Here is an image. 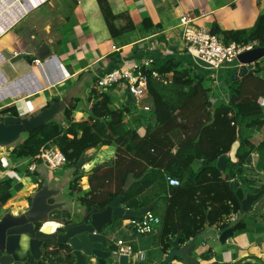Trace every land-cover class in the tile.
<instances>
[{
    "label": "trees",
    "instance_id": "trees-1",
    "mask_svg": "<svg viewBox=\"0 0 264 264\" xmlns=\"http://www.w3.org/2000/svg\"><path fill=\"white\" fill-rule=\"evenodd\" d=\"M97 1L111 36L122 45L128 43L127 35L135 31L137 25L129 15L115 13L109 0ZM125 16L128 17L126 22L119 24V19ZM158 26L149 18H145L140 25L146 31ZM211 32L226 43H248L256 39L264 46V13L258 15L250 28L222 29L214 22ZM153 69L164 80L152 76L148 79L151 109L138 122V125H146L144 135L138 131L140 125L133 127L125 120L126 113L132 107L114 106L111 91H99L94 85L88 97L90 106L86 119H75L80 98L73 97L63 110L62 118H53L25 133L26 137L10 150L11 160L24 158L42 163L37 159L41 149L55 145L66 157L65 166L74 168L71 190H81L79 181L85 171L83 166L77 167L79 159L85 157L86 163L88 149L114 145L116 157L101 164L89 176L91 190L82 195L80 200L88 210L93 207L105 209L122 195V203L126 207L139 209L150 205L160 195L168 194L161 233V245L165 253L171 249V241L179 230L180 243L183 244L207 226L216 225L221 230L229 226L228 218L242 211V201L234 187L236 181L245 192L260 193L248 212L254 209L253 216L264 219V184L256 186L248 174L247 165L254 161V147L245 135V129L264 123V111L258 101L259 95L264 94V85L256 80L264 69V63L257 61L255 68L248 74L232 81L229 84L228 101L217 103L211 101L210 87L194 65L170 58L162 64H153L149 69L150 75ZM250 82L253 84L247 85ZM57 100L53 98L46 106ZM0 115L1 121L7 115L20 116V113L17 105L12 103L1 108ZM236 141L240 142L237 160L230 159L226 170L222 171L217 160L222 154L230 152ZM263 145L264 142L260 147ZM196 161L201 163L198 169L193 168ZM7 169V158L1 157L0 173ZM13 169L17 173L21 171L20 166ZM29 171L26 168L24 172ZM34 173L37 177L35 182L41 188L43 179L38 178L37 171ZM168 176L178 178L180 184H169ZM130 177L134 180L129 184ZM22 188V182L4 176L0 179V203H7L13 189ZM150 189H153L152 192L146 193ZM59 216L57 214L55 218ZM245 227L244 217L234 225L235 230ZM52 252L47 246L44 254L48 257ZM203 257L210 258V253H205Z\"/></svg>",
    "mask_w": 264,
    "mask_h": 264
},
{
    "label": "crops",
    "instance_id": "crops-1",
    "mask_svg": "<svg viewBox=\"0 0 264 264\" xmlns=\"http://www.w3.org/2000/svg\"><path fill=\"white\" fill-rule=\"evenodd\" d=\"M109 2L115 13L129 15L137 25V29L127 35L129 42L126 44L122 45L111 36L97 0H0L2 10L0 19L4 15L6 22L5 28L0 24L4 30L0 33V53L4 57L0 63V71L6 79L0 86H19L20 80L25 78L35 83L43 79L47 81L43 85L38 83L39 89L35 92H26L8 98L11 101L0 106L5 107L15 103L20 115L27 116L40 111L53 98L71 100L73 97H79V108L75 111V119L83 120L89 113L88 97L99 75L118 66H133L147 60L152 61L153 64H162L170 58L181 60L186 64L194 65L199 74L209 78V74L202 71V66L186 49L180 17L184 13H191L195 25L209 30L214 22H217L222 29H242L252 27L258 15L264 13V0H109ZM8 10L9 18L5 14ZM127 18L125 16L119 19V24L125 23ZM145 18H149L154 25L159 26L146 31L140 27ZM39 52L46 56L40 58L37 56ZM51 55H55L54 60L57 57L62 63L61 70L65 72L66 78L61 81L54 79L60 70L55 61L51 60L46 68L51 78V82L48 83L42 69L36 73V76L32 71L35 59L42 60ZM260 60L264 63V57ZM3 64L7 65L5 70ZM239 66L238 62L218 68L220 72L223 71V80L213 77V82L209 85L210 99L213 103L228 101L229 84L233 81L232 74L239 69ZM256 80L264 85V69L257 75ZM252 84V82L247 83V85ZM106 91H111L114 106L132 107V110L126 113L125 120L133 127L140 125L138 131L140 135H144L146 125L145 123L138 125V122L147 111L143 107H140V111L133 108L137 103L135 98L118 85ZM143 99H150V102L142 104L151 106L152 99L149 95ZM258 101L264 111V94L259 95ZM245 135L250 145L254 147L252 151L254 161L247 165L248 174L254 179L255 185L259 186L264 184V145L260 147L264 142V123L245 129ZM239 145V141L233 144L228 152L229 160H237ZM8 156L3 155L0 158L6 157L8 160ZM115 157L114 145H101L87 150L86 163L83 165L85 172L79 181L82 194L70 188V181L75 176L74 168L65 165L50 168L39 163L37 176L43 180L47 176L50 188L56 191L48 202H64V209L69 212L85 210L87 207L81 202L80 197L91 190L89 176L85 173ZM12 164L14 167L22 166L23 160L13 161ZM8 170L2 172V175L14 177L22 182L23 188L12 190V197L9 200L13 201L8 200L4 208L12 213H23L29 208L33 197L40 189L39 183L31 182L27 186L21 177L18 178V173L14 169L7 172ZM133 180L134 178L130 177L129 184ZM152 190H147L146 193H151ZM14 198L19 199L15 201ZM30 198L31 201L28 200ZM168 199V194L160 195L150 204L151 209L146 211L152 212L159 218V223L155 225L153 232L137 233L131 227L130 221L142 220L145 212L141 219L130 216L118 217L108 234L109 237L125 238L132 243L136 251L145 255L146 262L162 264L168 255L163 252L161 245L163 219ZM121 205L125 206L122 202ZM57 212L62 211L56 210ZM253 214L254 209L240 218L239 213L231 215L228 218L230 221L237 218L240 221L244 217L246 227L235 230V235L226 243H221L219 239L212 237L206 238L205 242L198 245L194 251L199 263L264 264V219ZM209 228L219 229L216 225ZM205 253H210V258L203 257ZM173 264H185V262L177 258Z\"/></svg>",
    "mask_w": 264,
    "mask_h": 264
},
{
    "label": "water",
    "instance_id": "water-1",
    "mask_svg": "<svg viewBox=\"0 0 264 264\" xmlns=\"http://www.w3.org/2000/svg\"><path fill=\"white\" fill-rule=\"evenodd\" d=\"M49 52V51H48ZM37 56L43 58L46 54L41 52ZM195 61L204 67L211 68L212 65L198 56H193ZM264 57V46L259 45L253 49L243 51L238 54L240 63L239 69L232 74V80L236 81L245 76L250 70L254 69L255 64ZM70 100L59 99L52 102L49 106L43 107L37 113L27 116L7 115L0 121V145H8L16 142L22 134L41 127L46 122L52 120L68 107ZM229 160L228 153L222 154L217 165L222 171L227 168ZM85 157H81L77 167L84 165ZM99 166L86 172L87 176L93 174ZM234 187L237 195L242 201V211L239 218L246 215L253 202L259 197L260 193H247L244 188L236 181ZM56 191L50 188L47 176L44 177L43 186L36 192L29 208L20 217H14L10 213L5 214L0 220V246H4L8 252L16 249L22 253L31 251L38 258L41 256L42 249H51V244H67L71 248L70 258L66 264H108L111 257L110 251L105 249L104 244L109 238L113 223L121 216L142 218V214L151 209V205L132 209L121 205L122 195L115 198L105 209L93 207L90 210L69 212L64 209V202H48V199ZM56 210L62 212L56 213ZM1 211V208H0ZM60 216L55 218V215ZM239 218L230 221L227 228L214 229L205 227L200 233L189 241L180 243L181 231L171 241V249L163 260L162 264H173L180 258L185 264H200L194 251L198 245L203 244L206 238L212 237L219 239L221 243H226L235 235L234 225ZM261 218V217H259ZM51 221L61 224L54 228L45 225ZM59 221V222H58ZM61 222V223H60ZM54 228V229H53ZM39 264H43L40 260ZM118 264H155L143 261H129L128 256L123 255L119 258Z\"/></svg>",
    "mask_w": 264,
    "mask_h": 264
},
{
    "label": "built area",
    "instance_id": "built-area-1",
    "mask_svg": "<svg viewBox=\"0 0 264 264\" xmlns=\"http://www.w3.org/2000/svg\"><path fill=\"white\" fill-rule=\"evenodd\" d=\"M0 11H2L0 9ZM10 11L8 10L5 14L9 18ZM1 14V12H0ZM2 15L0 19V24L5 28V19ZM194 17L191 13H184L180 17V23L183 26V40L186 45L187 51L192 56H198L203 60L209 62L212 65V68H220L224 65H230L238 63V54L253 49L256 46H259L258 40H252L248 43H240L232 41L229 43L224 42L217 34L211 32V30L198 26L193 23ZM4 30L0 26V33ZM55 56V55H54ZM54 56H50L44 60L35 59L33 62V75L36 76L38 71L43 70L46 75L48 83L51 82V78L46 72L47 65L51 60H54ZM4 60V57L0 53V63ZM55 63L60 70L55 76L56 81H61L66 78L65 72L61 70L62 63L58 58H55ZM153 66L152 61H144L141 64H136L133 66H118L111 70H108L96 79L95 85L99 91H106L113 88L115 85H118L119 88L124 89L129 92L136 100L140 102L143 98H146L148 94V79L150 76L155 77L160 80H164L163 76L156 70H151V75L149 69ZM2 75V77H1ZM5 77L0 71V85L5 81ZM40 85L46 84L47 81L38 80ZM167 82V81H165ZM38 83L28 81L27 78L20 80L19 86L12 87L11 85L0 86V103L7 100L8 98H14L20 96L23 93H32L39 89ZM12 104V103H11ZM145 111H150L151 106L144 104L142 106ZM37 159L42 161V164L47 165L50 168H57L63 166L66 163V157L62 151L55 145L53 146H44L41 149V154ZM39 162L34 160L29 162L28 169L32 172L37 170ZM169 184L179 185L180 180L176 177L168 176L167 177ZM235 179H232L234 181ZM159 223V218L156 217L152 212H146L142 220L132 219L130 221L131 227L137 233H150L153 232L155 225ZM61 225V224H60ZM116 249L114 251V257L111 264H118L119 258L123 255L128 256L129 261H136L143 257V253L136 251L132 243L127 241L123 237H117L115 239Z\"/></svg>",
    "mask_w": 264,
    "mask_h": 264
},
{
    "label": "flooded vegetation",
    "instance_id": "flooded-vegetation-1",
    "mask_svg": "<svg viewBox=\"0 0 264 264\" xmlns=\"http://www.w3.org/2000/svg\"><path fill=\"white\" fill-rule=\"evenodd\" d=\"M0 203V220L5 214L10 213L14 217H20L22 214L20 213H12L8 209L4 208V205ZM4 236L3 234L0 235ZM117 236L109 237L107 242H105L104 247L110 251V258L108 260V264H111L112 259L114 257V251L116 249L115 239ZM52 252L48 257L44 254V249H42L41 256L38 258L31 251H27L26 253H22L20 250L16 249L14 252H8L4 246H0V264H39L40 260L43 264H66L69 260V255L71 252V248L67 244H51ZM139 261H145V255L139 259ZM148 263V262H146Z\"/></svg>",
    "mask_w": 264,
    "mask_h": 264
},
{
    "label": "rangeland",
    "instance_id": "rangeland-1",
    "mask_svg": "<svg viewBox=\"0 0 264 264\" xmlns=\"http://www.w3.org/2000/svg\"><path fill=\"white\" fill-rule=\"evenodd\" d=\"M44 60V59H42ZM4 65V64H3ZM5 68H7V65H4L3 66V69L5 70ZM202 71H204V73L206 74H209V78L206 77L205 78V84L209 87V85L213 82V77L217 78V79H221L223 80V71H219V69H216V68H208V67H203L202 66ZM11 101V99H7L5 101H3L2 103H0V105H5L4 103H7ZM146 102H150V99H142L140 102L136 103L133 108L137 109L140 111V107L143 106L142 103H146ZM3 106H0V107H3ZM1 109V108H0ZM63 114V112H61ZM62 114L58 115L57 117L55 118H62ZM26 137V134H22L21 137L19 139L16 140V142L12 143V144H8V145H0V156H3V155H9L10 153V150L14 147V145L18 144L19 142H21V140H23V138ZM23 160V164L22 166H20V169L21 171L18 172V178L21 177L22 178V181L24 180L27 184V186L29 185V183L31 182H35L37 177L35 175L34 172L32 171H29V173H25V169L28 168V164H29V159H21V161ZM11 158L10 156H8V160H7V164H8V169L9 170H12L14 168L12 162H11ZM201 163L199 161H196L194 164H193V168L194 169H198L200 167ZM7 169V170H8ZM9 170L7 172H9ZM4 175H2V173H0V177H3ZM38 178H41V177H38ZM77 193L79 194H82V191L81 190H78ZM85 193H83L84 195ZM19 198H14L15 201H17ZM31 201V198L28 199ZM10 202L13 201L12 199L9 200Z\"/></svg>",
    "mask_w": 264,
    "mask_h": 264
},
{
    "label": "bare ground",
    "instance_id": "bare-ground-1",
    "mask_svg": "<svg viewBox=\"0 0 264 264\" xmlns=\"http://www.w3.org/2000/svg\"><path fill=\"white\" fill-rule=\"evenodd\" d=\"M45 225H51L53 227L57 226L56 223H55V221H51L49 223H46Z\"/></svg>",
    "mask_w": 264,
    "mask_h": 264
}]
</instances>
